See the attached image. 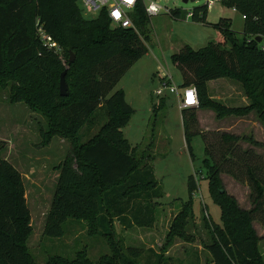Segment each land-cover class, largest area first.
I'll return each instance as SVG.
<instances>
[{"label": "trees", "instance_id": "1", "mask_svg": "<svg viewBox=\"0 0 264 264\" xmlns=\"http://www.w3.org/2000/svg\"><path fill=\"white\" fill-rule=\"evenodd\" d=\"M76 1L0 0V81L12 78L17 84L12 87L10 101L25 103H29V77L38 85L56 81L54 116L46 114L51 118L47 135L65 136L70 146L58 163L43 234L59 237L67 217L91 215L96 233L111 239L113 220L125 228L150 227L154 222L153 201L160 196L151 166L144 156H136L135 146L120 130L128 122L132 108L121 89L110 93L127 69L146 53L150 17L138 3L130 14L136 30L114 27L104 13L84 18ZM219 2L243 16L241 37L237 38L230 29L229 18L205 22L207 9L202 4L191 9L189 18L212 27L218 39L197 49L182 44L169 55V61L179 71L178 87L195 89L196 105L183 107L179 112L190 157L189 136L201 135L205 178L220 209L219 224H208L212 236L205 248L211 262L264 264L258 249L260 237L249 226L257 215L264 220V161L252 148L261 143L251 135L198 130L195 114L197 109H211L215 118H222L255 111L264 127V0ZM168 15L179 19L181 11L169 9ZM36 19L60 46L59 53L42 45L35 34ZM255 37H260V41L256 42ZM69 52L74 58L68 64ZM61 59L66 61V68L61 69ZM64 69L67 95L60 96L57 79ZM223 77L239 83L246 105L229 108L210 98L207 81ZM41 94L39 90L35 93L37 98ZM162 102L160 98L152 110H157ZM98 108L103 111L104 122L96 133L80 142L79 129L92 124ZM240 142L248 146L241 147ZM220 173L246 185L248 209L238 207L235 199L222 190ZM186 187L188 197L181 202L176 218L192 214L190 195L196 187L192 175L187 176ZM29 220L21 174L0 158V264H30L25 246L31 232ZM126 251L132 257L136 255L134 249Z\"/></svg>", "mask_w": 264, "mask_h": 264}, {"label": "rangeland", "instance_id": "2", "mask_svg": "<svg viewBox=\"0 0 264 264\" xmlns=\"http://www.w3.org/2000/svg\"><path fill=\"white\" fill-rule=\"evenodd\" d=\"M157 1L165 9H179L180 18L169 17L163 9L149 18L146 53L127 69L110 91L121 89L126 103L132 108L128 122L120 130L130 145L135 146L136 156H144L151 166L160 189L159 198L153 201L154 222L150 227L125 228L113 220L114 235L107 239L96 233L91 215L69 216L63 223L59 237L45 236L44 220L58 163L70 146L65 136L56 133L47 135L51 118L46 114L54 116L52 106H56V81L38 85L37 80L29 77L26 85L29 103L10 101L12 87L17 83L10 77L0 81V158L9 161L22 177L31 226L25 243L30 264H213L205 244L212 236L208 224H219L220 209L209 193L205 178L203 140L200 134L189 136L190 157L174 96L167 92L155 96L153 90L158 86L159 76L164 73L170 75L172 84H179V71L169 61L171 53L176 52L182 44L192 49L202 47L208 41H216L218 33L209 25L191 21L186 16L193 7L202 5L203 0ZM76 3L81 8L78 0ZM81 14L84 18L95 17L82 9ZM219 17L229 18L230 29L237 38L241 37L242 19L238 12L215 0L207 8L205 22L213 23ZM54 43L57 45L54 50L59 53L60 46ZM66 67V61L61 59V69ZM38 90L42 94L37 98L35 93ZM210 94L217 96L215 101L225 107L247 104V99L246 103L239 100L244 95L239 83L227 77L213 82ZM160 98L163 99L160 107L152 110V105L157 106ZM213 116L211 109L199 112L200 126L197 129L214 130L217 126L225 127V122L231 118H242L226 132L251 135L253 138L254 130L257 139L263 138L261 128L264 127L255 111L244 116ZM104 119L103 111L98 108L92 124H84L79 129V141L83 142L96 133ZM245 120H254L256 123L253 126L260 129H252ZM260 143L261 146L252 148L264 161V141ZM240 146L247 147L248 144L240 142ZM188 175H192L196 183L190 195L192 214L190 217L182 215L176 218L181 202L188 197ZM219 179L222 190L235 199L238 207H250L245 184L224 173L219 174ZM249 226L254 235L260 237L258 249L264 260V220L261 215H257ZM127 248L134 249L136 255L130 256Z\"/></svg>", "mask_w": 264, "mask_h": 264}, {"label": "built area", "instance_id": "3", "mask_svg": "<svg viewBox=\"0 0 264 264\" xmlns=\"http://www.w3.org/2000/svg\"><path fill=\"white\" fill-rule=\"evenodd\" d=\"M81 9L85 13L97 15L104 13L109 20L111 26L120 28H132L136 30L132 24L130 14L136 4L140 3L146 16L151 17L159 13L160 10L168 12L169 9L162 7L157 0H78ZM215 0H203L206 9ZM219 1V0H218ZM191 11V10H190ZM190 11L186 13L190 17ZM242 19L243 16H240ZM35 34L46 48H57V45L51 39L50 35L45 33L38 20L34 23ZM193 86L178 87L171 83V78L167 73L161 74L158 78V86L153 90L155 96H161L164 92L172 94L175 98L178 109L196 105V94L193 92ZM195 90V89H194Z\"/></svg>", "mask_w": 264, "mask_h": 264}, {"label": "crops", "instance_id": "4", "mask_svg": "<svg viewBox=\"0 0 264 264\" xmlns=\"http://www.w3.org/2000/svg\"><path fill=\"white\" fill-rule=\"evenodd\" d=\"M169 75V74H168ZM170 76V75H169ZM171 78V77H170ZM222 79L223 78H218V79H214V80H209V81H207V83H206V85H207V92H208V94H209V96H210V98H212L213 100H216V97L215 96H213V95H211L210 94V89H211V84L213 83V82H215V81H222ZM179 83H180V81H179ZM210 84V85H209ZM175 99V98H174ZM220 99V98H219ZM239 100H241L242 102H244V103H246V97L243 95V96H240V98H239ZM176 102V101H175ZM204 110H206V109H197L196 111H195V114H196V120H197V123H198V126H200V122H199V119H198V113L199 112H201V111H204ZM211 112H209V114H210ZM206 115H208V114H206ZM212 115H213V113H212ZM214 117V116H213ZM247 118V117H246ZM241 119L242 118H231V120L230 121H228V122H225V124H226V126L225 127H220V126H217V127H215V129L214 130H223V131H229L230 130V127L231 126H233V124L235 123V122H240L241 121ZM243 120V119H242ZM245 121H247V123H249V127H252V129H254V127H258V126H253V125H255V121L254 120H251V121H249V120H245ZM249 121V122H248ZM255 122V123H254ZM245 124V123H244ZM259 128V127H258ZM260 129V128H259ZM263 131H264V129L263 128H261ZM234 134H236V133H234ZM238 135V134H237ZM252 135H253V139L254 140H256V141H258V142H261V141H264V134H262L261 133V135L263 136V138L262 139H257L256 137H255V132H254V130H253V132H252Z\"/></svg>", "mask_w": 264, "mask_h": 264}, {"label": "water", "instance_id": "5", "mask_svg": "<svg viewBox=\"0 0 264 264\" xmlns=\"http://www.w3.org/2000/svg\"><path fill=\"white\" fill-rule=\"evenodd\" d=\"M182 2H186V0H181ZM255 41L259 42L260 41V37H255ZM74 55L69 52V56H68V64L71 63L73 61ZM65 69L62 70L59 74V78H58V94L60 96H66L67 95V86L66 83L64 81V74H65Z\"/></svg>", "mask_w": 264, "mask_h": 264}, {"label": "snow or ice", "instance_id": "6", "mask_svg": "<svg viewBox=\"0 0 264 264\" xmlns=\"http://www.w3.org/2000/svg\"><path fill=\"white\" fill-rule=\"evenodd\" d=\"M132 2V0H129V3H131Z\"/></svg>", "mask_w": 264, "mask_h": 264}, {"label": "clouds", "instance_id": "7", "mask_svg": "<svg viewBox=\"0 0 264 264\" xmlns=\"http://www.w3.org/2000/svg\"><path fill=\"white\" fill-rule=\"evenodd\" d=\"M195 90L193 89V92H194Z\"/></svg>", "mask_w": 264, "mask_h": 264}]
</instances>
